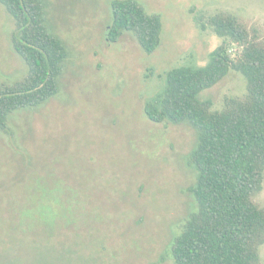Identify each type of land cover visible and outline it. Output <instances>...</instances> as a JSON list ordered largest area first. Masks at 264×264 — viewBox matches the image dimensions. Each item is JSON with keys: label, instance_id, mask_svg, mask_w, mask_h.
<instances>
[{"label": "rangeland", "instance_id": "obj_1", "mask_svg": "<svg viewBox=\"0 0 264 264\" xmlns=\"http://www.w3.org/2000/svg\"><path fill=\"white\" fill-rule=\"evenodd\" d=\"M44 1L68 58L59 92L0 130V264H174V238L197 208L198 135L186 123L150 121L145 102L171 67L207 62L221 41L211 15L232 12L264 33V0H138L164 23L152 54L131 31L107 41L110 0ZM14 29L0 3V85L27 71ZM246 92L232 70L201 97L221 109ZM256 200L264 207V182Z\"/></svg>", "mask_w": 264, "mask_h": 264}, {"label": "trees", "instance_id": "obj_2", "mask_svg": "<svg viewBox=\"0 0 264 264\" xmlns=\"http://www.w3.org/2000/svg\"><path fill=\"white\" fill-rule=\"evenodd\" d=\"M12 16V44L27 71L0 85V130L12 113L35 108L59 92L68 50L45 23L44 0H0ZM112 21L106 39L115 43L131 31L154 53L164 23L138 0H110ZM209 25L221 38L204 65L182 64L164 74L161 90L144 107L155 123H186L198 139L190 154L196 179L190 190L197 208L174 238V264H262L264 207L256 200L264 182V33L236 14L219 11ZM232 70L247 81L244 96H226L221 109L201 94ZM39 183L37 190H44Z\"/></svg>", "mask_w": 264, "mask_h": 264}]
</instances>
